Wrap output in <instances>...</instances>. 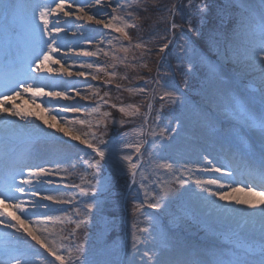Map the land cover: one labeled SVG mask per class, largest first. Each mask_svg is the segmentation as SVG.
<instances>
[{
  "label": "rangeland",
  "instance_id": "1",
  "mask_svg": "<svg viewBox=\"0 0 264 264\" xmlns=\"http://www.w3.org/2000/svg\"><path fill=\"white\" fill-rule=\"evenodd\" d=\"M170 1L173 3L170 8L175 6V11L182 2ZM184 1V29L177 27L175 32L171 18L168 20L167 37H162L174 41L173 35L176 34V40L169 57L167 48L159 53L162 65L155 69L153 62L147 64L144 60L147 57L142 52L149 49L135 47L143 42L131 40L128 36V29L134 23L130 10L134 5L141 6L140 0H100L99 4L96 0H74L73 7L66 10L75 15L64 16L63 12H58L48 17L49 31L53 25L66 31L52 33L59 51L50 52L52 59L33 72L32 68L42 60L43 53L48 51L47 44L51 42L50 37L44 35L39 12L42 8H54L58 0H0V10L5 9V4L10 5L6 9L7 21L0 29V96L11 93L13 88L19 89L20 83L41 87L44 92L66 91L71 96L69 100L40 95L33 98L31 92L20 89L22 94L6 101L5 106L11 108L15 105L31 115L22 119L0 112V175L5 180L0 194L8 197L0 200V213L3 214L0 220L5 222L0 224V231L9 233L0 232V238L11 240L10 253L0 252L3 260L8 257L5 264H16L17 260L21 264H60L56 255L64 257V264H129L134 250V233L139 238L138 252H133L137 264H151L155 254L168 258L176 252L183 257L182 264H205L201 260L208 252L205 243L220 249L212 256H216V264L236 259L246 264H260L264 244L232 229H210L203 220V213L187 208L175 197L176 194L173 195L180 190L176 183L163 186L172 196L160 201L161 209L147 206L153 197L162 195L160 183L154 176V156L172 164L165 143L173 139V134L181 144L179 156L183 164L179 168L189 172L204 170L203 160L207 158L200 149L205 147L212 157L220 156L223 167L229 168L231 163L233 169L245 168L246 161L251 163L254 160L256 165L264 161L254 158L258 153L264 159V140L254 142L251 138L255 130L262 136L253 122L264 113V74L257 63L258 21L244 19L248 13L242 15L241 0H232L226 14L217 11L214 16L216 24L204 33H219L220 46L209 48L201 38V50L189 38L188 26L193 19L199 26L205 23V15L194 11L195 5L202 2L193 0L190 9L186 6L188 0ZM224 1L228 3V0ZM68 2L70 0H65V4ZM246 2L257 10L261 4V0ZM86 4L91 5L86 12L94 15V19L77 20L76 15L81 14L77 13V7ZM230 11V17L236 19L228 31L224 24ZM112 16L118 19L112 21ZM96 19L103 23H95ZM110 21L116 28L123 27L130 39L119 31L105 28L104 24ZM6 42L9 43L8 54L4 50ZM83 51L94 54L84 56ZM89 64L92 67H88ZM151 66L154 70L150 69ZM80 71L86 75H76ZM156 80H160L164 87L157 85ZM108 81L114 84L112 89L106 88ZM123 81L126 86H121ZM141 88L145 91H139ZM165 90L176 93L174 102L172 99L160 100ZM69 104L80 110H61L62 106ZM121 107L129 114L122 113ZM45 120L70 129L80 139L108 152L109 158L100 160L87 144L49 128ZM182 124L185 129L181 132ZM161 132H164L163 136ZM4 138L42 141L34 146L26 142L17 147ZM211 139L221 141L222 148L215 147L209 142ZM124 144L131 146L124 147ZM137 144L141 145L139 153L135 148ZM214 148L216 152H213ZM124 155L131 156L133 163L139 161L135 182L128 172L127 162L120 159ZM94 160L99 161L98 165L90 167ZM37 165L50 170L59 166L56 174L50 177L54 183L40 185L41 191L35 197L14 191L10 193V186L19 184L27 177L29 168ZM234 170L231 172L236 173L237 169ZM249 179L238 174L242 183L249 182ZM75 185L83 187L87 194L81 195L80 188ZM45 194L61 195L70 203L41 200ZM202 198L198 199L199 204L204 203ZM33 201L48 207H33ZM17 203H22L23 213L15 207ZM89 203L93 204L91 213L85 207ZM138 205L143 206L136 211ZM14 216L25 221L44 247L23 231ZM81 221L83 223L77 227V222ZM7 223L17 224L21 231L5 227Z\"/></svg>",
  "mask_w": 264,
  "mask_h": 264
},
{
  "label": "snow or ice",
  "instance_id": "2",
  "mask_svg": "<svg viewBox=\"0 0 264 264\" xmlns=\"http://www.w3.org/2000/svg\"><path fill=\"white\" fill-rule=\"evenodd\" d=\"M73 3L74 0H70V2H68L67 4H65V0H58V2L55 3V7H48V8H42L39 12V17L40 20L44 26V35L49 36L51 39V42L47 44V48L48 51L43 53V58L42 60H38L37 63L35 64V66L32 68L33 72H37L40 70L41 66L43 65V63L45 61H49L51 60V56L49 55L50 52H58L59 51V46L57 45L56 39L55 37L52 36V33H60L61 31H66L65 29L58 27L56 25H53L51 27V31H49V20L48 17L54 13H58V12H63L64 16H70V15H75V13H72L67 9H71L73 7ZM96 3L99 4L100 0H96ZM232 4V0H228V5L226 6V8L220 9L219 13L221 15L226 14L227 11V7H230ZM91 5H84V6H78L77 7V13H81L79 15H76V19L77 20H93L94 19V15H89L86 12V8L90 7ZM188 8L192 9L193 8V0H188V4L186 5ZM240 8L242 9V15L243 13H248L247 17H244V19L247 20H257V27L259 29V45H258V61L257 63L260 66V70L261 73L264 74V0H261V4L259 5L258 10L256 9L255 6L249 4L246 2V0H241L240 3ZM5 9H7L8 7H10V5L5 4L4 5ZM117 7H121V5H117ZM209 10V5L206 2H203L200 4H196L194 7V11L197 14L200 15H206L207 12ZM116 9H113V12H115ZM170 13L174 14L175 11V6H173L172 9L169 10ZM118 18L116 16H112V21L117 20ZM112 21H110L107 24H104L105 28L108 29H112L113 31H119L121 33L124 34L125 38H129L127 36V33L124 31L123 27L120 28H116L114 27ZM95 23L97 24H101L103 23V21L101 19H96ZM172 29H176L178 26L176 25V23L173 21L171 24ZM188 30L191 31H197L195 28H193L191 22H189V26H188ZM197 36L202 38L205 43L207 44V46L209 48L212 47H219L220 43H221V39H220V34L215 32V31H209L207 34H203L199 31H197ZM130 39V38H129ZM146 45H142V44H136L135 47L137 48H141V47H145ZM168 47V44L165 43L163 44L160 48L159 51L161 53H163L165 51V49ZM72 49H69V51H71ZM127 50V49H125ZM84 56H89V55H93L94 53L88 52V51H83L81 53ZM56 63H60L59 60L55 61ZM88 67H92L91 64L87 65ZM81 67H83V65H81ZM49 71H51V69H49ZM68 75L71 76L72 72L69 71ZM76 75L78 76H85L86 73L83 71L77 72ZM111 75H115V73H112ZM95 79V77H93ZM155 83L157 85H159L160 87H164V85L161 83L160 80H156ZM20 89L23 90V92H31L33 94V98L37 95L40 96H49V97H60L62 99L65 100H69L71 99V96L67 94L66 91H49V92H44L43 89L41 87H37L34 86L32 84H28V85H24L23 83H20L19 85V89L17 88H13L11 90V93H4L2 96H0V112H7L10 115L13 116H19L22 119L24 118L25 115H31V113H24L22 112L19 108H17L15 105H13V107L8 108L5 106V102L11 99H14L16 96H20L22 94V92L20 91ZM139 91L143 92L145 91V89L141 88L139 89ZM107 95V93H106ZM176 96V93L174 91H168L165 90L163 91L162 95L160 96V100H166V99H172L174 102V98ZM49 103H51V101H49ZM57 103H59V101H57ZM151 105H149L150 107ZM113 107H115V105H113ZM62 111H70V112H76L79 111V107L74 106V105H64L61 107ZM122 113H125V115H128L129 113L126 111L125 108L121 107L119 109ZM136 111L138 112L139 109H136ZM105 115H107V113H105ZM80 123H84V121H79ZM44 123L49 127V128H55L56 131L63 133L65 136H71L72 140H79L81 144H87L88 148H91L92 151L96 154L97 157L100 158V160H106L109 158V153L106 152L105 150L94 146L92 143H88L85 140L80 139V137L78 135H74L71 133L70 129L66 128V127H57V125L49 123L47 120L44 121ZM253 126L254 127H259L261 134H262V140H264V113H262V115L260 116L258 121H254L253 122ZM173 131H175V129H173ZM161 136L164 135V132L160 133ZM101 143H103V141H101ZM124 147H130L131 145L128 144H124ZM140 144L135 145L136 151L137 153H139L140 151ZM262 156H264V144H262ZM120 159L122 161L127 162V169L129 174L131 175V177L133 178V182H135V176L137 174V168L139 166V161H137L136 163L132 162V157L128 156V155H124L121 156ZM87 163V161H86ZM99 161H93L89 166L90 167H96L98 165ZM58 165H57V169L56 170H50L47 169L43 166H39L37 165L35 168H29L27 177H24L20 180L19 184H12L10 186L9 192H19L22 194H30L32 197L37 196V194L41 191V188L39 187L40 185H52L54 183V181L52 179H50V177L54 176L56 174V171L58 170ZM158 167L160 168H164V169H171L172 168V164L169 163H162L160 165H158ZM205 170L207 171H214L217 173H220L222 171L221 167L219 166H215V167H211V168H206ZM229 176L234 175L233 172L229 171L226 173ZM95 175V174H94ZM259 178L261 181V187L264 188V162L261 163L260 168H259ZM180 186L183 187L185 181L181 180L179 181ZM195 184L197 185V187H203L205 185H215L216 186V191H211L208 188H204L205 191H208V194L210 196L215 197L216 199H218L219 201H226L228 203H234L236 205H245L248 208H258L260 211V215L261 218L264 219V191H257L256 190V185L254 183H250V182H245L243 186H241L240 183L235 182L234 185L233 184H225L223 182H221L219 179H207V180H200L197 179L195 181ZM27 186V187H25ZM75 187L80 188V193L81 195H86L87 193L85 192V189L83 187H80V185H75ZM52 191H56V189H52ZM163 195H167L168 192L167 190L162 189L161 190ZM234 193H242L244 194L243 197L240 195H234ZM163 195L158 196V197H153V199L148 202L147 206L149 208H153V209H161L162 205L160 203V201L163 199ZM258 197V199H252V198ZM7 196H4L3 194H0V200L2 199H7ZM15 199L17 201L20 200V197H15ZM41 200H47V201H51L52 203H56V204H60V203H70V201H66L62 198L61 195H52V194H45L42 195ZM33 207H48V205H45L39 201H33ZM143 205H138L136 206L135 210L138 211L140 207H142ZM15 207L17 208V210H19L21 213L24 212V207L22 206V203H17L15 205ZM85 207L87 208V211L89 213L92 212L93 210V204L89 203L86 204ZM3 214L0 213V216H2ZM13 219H15L18 224L23 228V231L32 238V240H35L37 244H40L41 247H44V244L41 243L40 238L35 235L33 233V231L29 230V228L27 227V225L25 224V221L23 219H21L19 216H14ZM5 222L3 220H0V224H4ZM83 222H77V227H80L81 224ZM5 227H10V228H14L17 232L21 231V227H17V224H11V223H7L5 224ZM139 231L143 232L146 231L145 229H139ZM133 243H132V248L134 250H136L137 247V243L139 242V238L135 235V233L133 234ZM262 244H264V236H262ZM49 249H46V251H48ZM145 255L147 256L148 253L145 252ZM261 256L262 259L260 261V264H264V247H262L261 249ZM77 259L79 260V257H77ZM56 260L60 261V264H64V257L61 255H56ZM16 264H21V262L19 260L16 261ZM157 264H160L159 261H157ZM221 264H246L245 261H242L240 259H236L235 261L233 260H228L226 262H221Z\"/></svg>",
  "mask_w": 264,
  "mask_h": 264
},
{
  "label": "bare ground",
  "instance_id": "3",
  "mask_svg": "<svg viewBox=\"0 0 264 264\" xmlns=\"http://www.w3.org/2000/svg\"><path fill=\"white\" fill-rule=\"evenodd\" d=\"M181 132L184 131L185 126L182 124L180 126ZM230 131V130H228ZM260 132L254 131L252 132V140L254 142H262V136L258 134ZM173 138V139H172ZM172 140L170 142H166L165 145L168 148L167 155L170 157V162L172 163V168L164 169L158 167V165L164 162V159L161 157L154 156V176L156 177L157 183H160V188L166 190L163 186L165 185H171L172 183H176L180 190L177 193H174L175 197L182 202L187 208L190 209H196L200 213H203L205 217L203 218L204 222L207 224V226L215 231L218 230H227L232 229L234 231H237L239 234H243L247 237L253 238L254 240H257L262 243V236H264V219L261 218L260 211L258 208H248L245 205H236L234 203H228L226 201H219L213 196H210L208 194V191H205L204 188H208L211 191H216L215 185H205L203 187H197L195 184V181L197 179L200 180H207V179H219L221 182L227 184H233L235 182H238L243 186V184L238 180V171L234 173V175L229 176L226 173L234 170L232 165L230 164V169L228 166H221L220 165V156L212 157L211 153L206 149H200L203 151V155L209 159L203 160V171L202 172H189L185 168H179L183 164V159L179 156V150H180V141L177 138L171 137ZM209 142H212L215 147L222 148L223 143L219 140L211 139ZM220 142V143H219ZM227 142V141H224ZM39 144V143H37ZM36 144V145H37ZM204 146V144H202ZM205 146H207L205 144ZM209 146V145H208ZM225 149V147H223ZM223 149V150H224ZM213 152H216V149H213ZM254 158L257 160H264L260 158L258 153H255ZM252 160V159H251ZM264 161H260L261 163ZM252 164L251 167L255 168L258 173L256 175H259V168L260 165H253L256 164L254 160L251 161ZM221 166L222 171L220 173L214 172V171H207L206 168L215 167L216 165ZM234 170V171H235ZM185 181L183 187L180 186L179 181ZM250 183H254L256 185L257 191H264V188L261 187V185H258L255 182L250 181ZM168 194L163 195V198H167L170 195L172 196V193H170L167 190ZM195 195V197L193 196ZM234 195H240L243 197L244 194L242 193H234ZM190 196L193 198H190ZM202 198V201H204L203 204H199L198 200L199 198ZM252 198V197H250ZM204 199V200H203ZM252 199H258V197L252 198ZM32 228V225L30 226ZM236 229V230H235ZM2 234H9L7 231H0ZM11 240L8 239H2L0 238V252L10 253L11 249ZM6 243H9V245H5ZM205 246L208 249V252L203 255L200 259L204 260L205 264H216V256L213 258L214 253H219L220 249H217L216 246H213L211 243H205ZM133 252H138L137 250H133ZM129 257V264H137L136 260H134L133 254ZM138 256V254H136ZM166 256V255H165ZM163 255H157L155 254L154 261H152L151 264H157V261L160 262V264H182L184 259L181 258V256L176 252L172 255H169L165 257ZM8 259V257H7ZM0 257V264L4 263L5 260ZM11 259V258H9Z\"/></svg>",
  "mask_w": 264,
  "mask_h": 264
},
{
  "label": "trees",
  "instance_id": "4",
  "mask_svg": "<svg viewBox=\"0 0 264 264\" xmlns=\"http://www.w3.org/2000/svg\"><path fill=\"white\" fill-rule=\"evenodd\" d=\"M196 1L202 2V0H196ZM184 2L185 1L182 0L179 8H177V10L174 13L175 15L173 16H170L172 13H170L169 11L172 8V7L170 8V6L173 5V3H171L170 0H140V3L139 2L138 3L141 6L134 5L130 10L133 15L134 23L128 29V36L131 38V40L143 42L141 44L146 45L144 47V50L145 49H149V50L142 52L144 53V57H147L144 60L146 61L147 64H152L153 62L154 69L157 68L159 65L160 66L162 65V63H160V58L158 56L160 53L159 48L163 44L167 43L168 44L167 51L169 53L167 54L169 57L170 54L172 53L173 44L175 43L176 40L175 39L176 34L173 35L174 41H171L167 38L163 39L162 37V35L167 37L165 31L169 27L168 20L171 18L170 21L172 22L174 21L179 29H184L183 14H185L186 12ZM203 2H206L209 5V10L204 17L206 20L205 23L203 24V26H199L196 19H193L191 20V24L193 28L204 34L207 30H209L210 27L212 28V26L216 24V19L214 18L216 12L219 11L220 9L226 8L228 3L225 2L224 0H203ZM227 9H229V7H227ZM231 13L232 12L230 11L228 21L224 24L225 28H227L228 31L229 28L233 26V23L235 22L236 19L234 16L230 17ZM197 31H191L190 33H188V36L197 47L203 50L202 39L196 36ZM175 32H177L176 29ZM147 59H149V61ZM166 61L168 62V60ZM127 64H131V63L127 62ZM152 66L150 69L154 70ZM143 75L140 74V76L144 77ZM107 83H108L106 86L107 89H112V87H114L113 83H110L109 81ZM125 83L126 81H123V84H121V86H126ZM118 86L120 87V85ZM121 92H123V90ZM107 95L110 94L107 93Z\"/></svg>",
  "mask_w": 264,
  "mask_h": 264
}]
</instances>
